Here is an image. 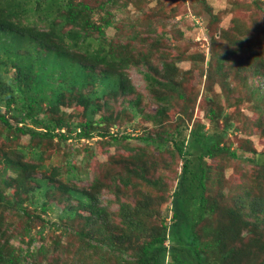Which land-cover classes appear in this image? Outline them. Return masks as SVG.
Segmentation results:
<instances>
[{
	"label": "trees",
	"instance_id": "trees-1",
	"mask_svg": "<svg viewBox=\"0 0 264 264\" xmlns=\"http://www.w3.org/2000/svg\"><path fill=\"white\" fill-rule=\"evenodd\" d=\"M130 1L0 0V264H264V150H256L246 139L238 151L228 136L242 128H258L264 134V79L246 85L245 98L253 102L250 110L256 114L241 127L224 110L229 103L206 96L207 128L198 119L189 127L185 116L190 113L185 107L171 118V127L153 134L113 133L112 121L118 115L97 113L111 107L102 100L105 94L118 91L124 97L132 93L130 66L142 73L151 95L165 87L179 89L174 80L177 61L168 60L167 47H162L161 67L150 65L145 70L142 61L127 50L123 56L107 40L105 28L113 26L106 16L110 14L107 7L118 10ZM234 4L232 12L237 10ZM97 9L103 13L98 17L101 21L93 17ZM235 18L225 32L232 28L246 32ZM209 22L210 18L206 29L211 32ZM262 30L259 23L246 32L245 41L262 45ZM221 35L234 48L223 49L216 61L215 70L223 74L229 68L224 59L230 52L241 51L234 47L231 33ZM253 74L264 78V54ZM244 75L242 80H233L240 81L232 84L235 90L249 83ZM67 97L76 98L82 119L67 116ZM134 98L122 104L130 116L158 122L166 118L167 96L155 95L158 106L150 114L141 112L143 107L136 106L141 98ZM94 136L102 146L121 143L130 152L110 154L103 168L82 185L77 181L85 180L87 172L79 168L87 170L89 156L96 153L89 146L84 147L79 165L68 155L48 170L45 160L51 143L70 138L88 141ZM131 139L143 145H128ZM150 149L167 151L181 160L178 174L174 170V182H166L161 173L153 176L162 162L149 159ZM230 160L248 162L250 168L240 172L237 182L230 181V195L225 198L220 186L234 163ZM106 176L110 186L103 180ZM214 188L217 198L206 194ZM102 193L113 196L101 204ZM111 202L116 204L113 210ZM4 212L8 213L6 220ZM50 214L58 222L47 218ZM14 217L23 223L15 233ZM48 226L55 233L51 244L44 233ZM15 238L25 246L14 245Z\"/></svg>",
	"mask_w": 264,
	"mask_h": 264
},
{
	"label": "rangeland",
	"instance_id": "rangeland-1",
	"mask_svg": "<svg viewBox=\"0 0 264 264\" xmlns=\"http://www.w3.org/2000/svg\"><path fill=\"white\" fill-rule=\"evenodd\" d=\"M258 4L253 5V0H186L182 3L178 0H131L126 6H122L121 9L115 10L113 6L109 5L107 8L110 9V14L106 15L111 21L113 26L105 28V35L109 42L118 47L124 56V51H128L129 54H133L135 59L142 61L143 67L146 70L152 68L150 65H155L157 68L161 67V60L164 58L162 47L165 46L168 49V60L177 61L178 72L174 80L179 83L178 92L168 90L167 87L161 89L159 93L154 92L152 95L147 90L145 79L142 77V73L135 67L130 66L127 69L131 85H133L132 93L127 96H121L117 93L114 95L113 92L105 94L102 97L108 101L111 106L110 109H103L97 114L115 115L118 117L112 121L114 125L111 127L113 133H125L131 132L132 135L140 134L143 131H147L153 134L156 131H161L165 127H171V121H173L174 115L178 112L181 113L185 107L186 112L190 113V116H185V120L191 126L194 120H200L207 122L204 118L206 106L205 97L209 96L211 99H220L225 105L229 103V106L225 107L224 110L234 116V125L243 126L249 123L250 119H254L256 113L250 110V106L253 102L246 100V85L250 83H258L259 80H263V77H255L256 74L252 75V69L255 66L261 65L262 55L264 54V43L255 40H249L246 42L244 35L252 29H256L258 24L263 25L264 31V0H257ZM260 2V3H259ZM236 6L235 12L231 11L232 4ZM94 4V2H92ZM233 5V6H234ZM163 7L166 10L163 13ZM173 9V14L169 16L170 10ZM114 11V12H113ZM103 15L101 10L96 11L94 18L97 19ZM237 17L238 20L235 18ZM210 18L211 32L206 29V24ZM235 18L240 25L245 27L246 32H238L233 28L230 32H225V28L231 26V21ZM97 21H101L98 18ZM219 26L217 27L216 25ZM223 27V28H222ZM240 28V26L238 25ZM166 31V35H165ZM220 33H231V41L236 42L235 48H238L240 53H229V58L224 59V65L229 67L228 70L224 69V73L221 74L215 70L216 61L219 60V55L223 49L233 48V46L227 44L226 38ZM133 36L131 37V35ZM216 36L214 40H211V36ZM169 37V39H166ZM264 38V34L262 35ZM248 41V40H247ZM229 45V46H228ZM234 49V48H233ZM263 50V51H260ZM118 51V49H117ZM252 53V54H251ZM119 54V51H118ZM258 54L260 56H258ZM190 55L188 59H182L183 56ZM166 58V59H167ZM148 60L149 62H146ZM241 61V62H240ZM249 62L247 66H244L246 62ZM242 64V65H241ZM224 68V67H223ZM98 69H96V72ZM249 71V72H248ZM228 72V74H227ZM150 73H153L151 71ZM174 74V75H175ZM245 74V75H244ZM246 78L249 83L245 85H239L235 90L232 84L240 81H233L238 78ZM254 78V79H253ZM238 85V84H236ZM90 90V86L84 89V92ZM232 90L227 93V91ZM178 93H182L179 95ZM156 94H163L167 96L168 102L166 111L163 112V116L166 118L160 119L161 122L152 119H144L140 116L132 117L127 112L126 107H123L128 100L135 99V96L140 97V102L136 106H140L143 109L141 112L154 113L157 103L155 100ZM225 94V95H224ZM114 95V96H113ZM124 98V100H121ZM228 99V101L226 100ZM235 101V102H234ZM75 99L67 97L65 99L64 111L67 116L72 119H82V108L77 104ZM187 104V105H185ZM124 108V110H121ZM242 110V112H240ZM166 112V113H165ZM243 113V114H242ZM119 116L123 117L119 119ZM169 118H168V117ZM184 116V114H182ZM264 122V119H262ZM170 123V124H169ZM106 124V123H104ZM209 124L206 123V128ZM229 139L232 141V147H235L238 151V146L246 139L251 141L250 145L256 150H264V134L259 133V129H252L251 131L241 129L240 131H230ZM99 138L94 136L88 141L85 139L77 140L75 138L68 139L65 143L53 142L50 150V156L45 160V165L48 170L51 169L52 165L57 166L59 163L65 161L68 155L71 158L72 163L78 164L79 159L85 153L84 147L89 146L96 153L89 156L87 164V170L80 168L82 171H86L87 177L85 180L77 181L78 184H85L91 181L94 173L103 168V163L107 161L110 154H125L130 152L128 148L124 147L121 143H114L110 145L102 146L99 143ZM27 137H22L21 142H25ZM98 141V142H97ZM128 145L141 146V141L131 139ZM151 151V149H150ZM151 160H159L160 166L164 165L168 169H160L157 167L153 171V176L161 173L166 182L172 183L175 181V172L178 174L181 167V160L175 155L170 154L167 151L158 153V151H151L147 155ZM229 160V159H228ZM227 160V161H228ZM226 170L225 179L223 180L221 187V196L224 194L227 198L230 193L228 192V185L230 181L237 182L240 178V172L243 170H249L250 164L242 161H232ZM175 170V172H174ZM173 176V178H172ZM104 182L110 186V178L106 176L103 178ZM264 185V181H263ZM106 190V189H105ZM148 190V189H147ZM214 191H206V194L210 197L217 198L218 189L214 188ZM149 192L153 193V189ZM234 193V192H233ZM231 193V195L233 194ZM140 193L138 194V196ZM112 193H102L99 198L101 204L107 198H112ZM61 203L64 202H60ZM110 209L113 210L116 207L115 203L109 204ZM162 209H165L163 204ZM4 218L6 220L7 212H4ZM49 216V215H47ZM15 228L13 233L22 227V221L20 218L14 217ZM49 218L51 221L58 222L57 217L54 214H50ZM39 223V219L34 221ZM37 226V225H36ZM38 227V226H37ZM51 227L45 228V238L47 243H52V238H55V233L51 232ZM32 232L36 228L32 224ZM69 243V242H68ZM13 244L18 246H25V243L13 239ZM52 255V254H50ZM259 252H257L258 257ZM40 258V256H39ZM60 261L63 260L60 258Z\"/></svg>",
	"mask_w": 264,
	"mask_h": 264
}]
</instances>
